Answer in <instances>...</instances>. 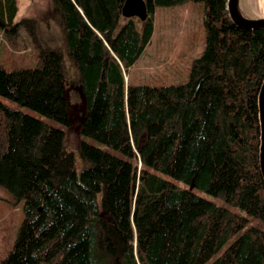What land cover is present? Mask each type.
Listing matches in <instances>:
<instances>
[{"label":"trees","instance_id":"trees-1","mask_svg":"<svg viewBox=\"0 0 264 264\" xmlns=\"http://www.w3.org/2000/svg\"><path fill=\"white\" fill-rule=\"evenodd\" d=\"M124 1L51 0L61 45L39 44L33 69L0 66V96L44 118L0 101V188L24 201L0 264H264V31L237 28L227 0H145L143 23L122 17ZM16 2L0 0V22ZM189 2L204 9L206 43L186 83L131 85L155 9ZM65 82L86 101L78 152L52 125L69 126Z\"/></svg>","mask_w":264,"mask_h":264},{"label":"rangeland","instance_id":"rangeland-1","mask_svg":"<svg viewBox=\"0 0 264 264\" xmlns=\"http://www.w3.org/2000/svg\"><path fill=\"white\" fill-rule=\"evenodd\" d=\"M16 5L17 15L13 22H0V66L6 71L35 68L39 60V44L54 48L62 43L61 27L57 21H52L51 0H17ZM256 14L264 17V0H258ZM22 19L33 20L35 24H29V28L19 25L18 22ZM204 20V9L192 2L171 8H156L151 42L127 72L126 81L131 85L149 86L186 83L193 61L201 57L205 48ZM34 35L37 43L32 40ZM72 76H75L74 73ZM63 88L69 126L60 122H52V125L65 131L66 148L78 152L82 141L80 128L86 114V101L77 86L65 82ZM0 101L9 108H19L26 114L44 119L37 112L19 107L2 96ZM86 141L107 150L95 140ZM86 167V163L78 161L77 174ZM165 178L171 180L169 176ZM172 181L179 187L189 188L180 181ZM194 192L218 205L222 204L220 200L201 191ZM23 206V200L0 188V263L13 249L24 221Z\"/></svg>","mask_w":264,"mask_h":264},{"label":"water","instance_id":"water-1","mask_svg":"<svg viewBox=\"0 0 264 264\" xmlns=\"http://www.w3.org/2000/svg\"><path fill=\"white\" fill-rule=\"evenodd\" d=\"M258 0H227L226 10L230 21L241 30L264 31V17L256 14ZM124 19H137L146 22L148 18L145 0H125L122 8ZM261 129L260 171L264 180V80L258 96Z\"/></svg>","mask_w":264,"mask_h":264}]
</instances>
